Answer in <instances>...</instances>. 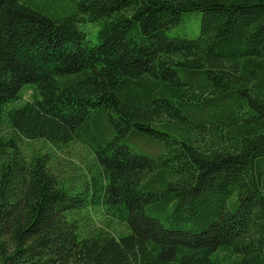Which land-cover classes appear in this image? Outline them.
<instances>
[{"label":"trees","instance_id":"1","mask_svg":"<svg viewBox=\"0 0 264 264\" xmlns=\"http://www.w3.org/2000/svg\"><path fill=\"white\" fill-rule=\"evenodd\" d=\"M1 123L0 264H264V0H0Z\"/></svg>","mask_w":264,"mask_h":264},{"label":"rangeland","instance_id":"2","mask_svg":"<svg viewBox=\"0 0 264 264\" xmlns=\"http://www.w3.org/2000/svg\"><path fill=\"white\" fill-rule=\"evenodd\" d=\"M199 13L197 12H190V13H185L181 16L180 21L177 25L172 27L166 32L167 37H177V38H185V39H196L199 33ZM83 31L86 33V36L90 39L93 40L96 30L98 29V26L96 24H90V23H85L81 27ZM29 91H25L22 95V101H26L29 99L28 97ZM18 102L15 103H9L7 104L6 107H11V106H17ZM0 131L5 133L8 132L6 125L4 123L0 124ZM144 141L141 139L129 143V145L134 146L135 149L141 150L144 153L153 156L156 152L159 151V149L150 147L149 145H146V148H142L141 146L143 145ZM21 148L25 153H30L33 152L34 150L38 149H46L44 145H42L41 142H26L22 141L21 142ZM84 148L80 146L79 144H70L65 148V152L59 153L58 156L54 157L56 159V162L54 163L55 166L59 169L60 173H63L64 176L69 175L68 168L64 167V171L62 170V167L65 165L64 160L69 159L73 162H77L82 157L84 156ZM62 171V172H61Z\"/></svg>","mask_w":264,"mask_h":264}]
</instances>
